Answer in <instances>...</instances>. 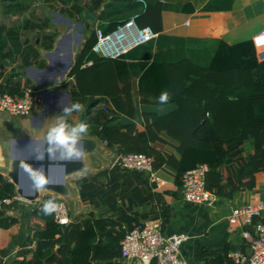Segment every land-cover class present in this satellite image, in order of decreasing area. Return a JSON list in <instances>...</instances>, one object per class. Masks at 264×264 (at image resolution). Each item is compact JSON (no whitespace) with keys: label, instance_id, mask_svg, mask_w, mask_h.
I'll return each mask as SVG.
<instances>
[{"label":"trees","instance_id":"16d2710c","mask_svg":"<svg viewBox=\"0 0 264 264\" xmlns=\"http://www.w3.org/2000/svg\"><path fill=\"white\" fill-rule=\"evenodd\" d=\"M29 1L2 0L6 16L23 14ZM235 0H212L206 8ZM67 7L71 20H93L99 24L82 49L69 73L76 81L71 104L79 101L90 111L84 121L92 134L120 155L145 154L151 158L156 177L173 184L182 194L185 173L207 166V190L215 197L230 199L237 193L254 190L257 176L264 174V62L257 58L252 41L229 46L223 41L204 42L174 37L162 31V13L182 6L147 0L143 7L136 0H45ZM52 5V4H49ZM53 7V5L51 6ZM181 9L190 13L191 5ZM135 14L141 28L152 27L158 37L132 49L119 60L97 55V31L113 33ZM46 22L25 21L23 31H45ZM89 30V24L84 25ZM17 28L0 25V77L8 62L20 59L25 68L38 64L39 52L29 39L22 41ZM56 35L45 34L43 46L52 50ZM90 64V65H89ZM42 67L43 64H42ZM0 91L22 97L20 88L0 85ZM170 101L160 105L162 92ZM109 99L115 109L103 101ZM140 105L173 106L164 114L142 113ZM76 113V112H74ZM253 148L245 155V145ZM106 177L105 182L99 181ZM81 197L95 209L106 207L112 216L92 214L76 223L58 225L54 213L45 215L42 205L31 212L34 233L30 252L16 254L14 264H124L121 242L141 220L129 213L132 207L156 205L145 220H161L163 230L171 221V209L164 194L155 193L148 172L128 171L119 166L80 182ZM167 194H171L168 193ZM17 195L16 187L0 174V200ZM176 196V194H171ZM57 201V200H55ZM127 201V202H126ZM59 202V201H57ZM129 207V208H128ZM131 208V209H130ZM22 227L0 210V264ZM221 264H236L226 252Z\"/></svg>","mask_w":264,"mask_h":264},{"label":"crops","instance_id":"0c3cea01","mask_svg":"<svg viewBox=\"0 0 264 264\" xmlns=\"http://www.w3.org/2000/svg\"><path fill=\"white\" fill-rule=\"evenodd\" d=\"M161 1L172 6L174 4L182 6L187 4L194 8V11L190 13L186 10L183 11L182 6L178 7L177 10L162 13V32L169 36L204 42L218 40L229 46H235L245 41L253 42L257 35L264 32V0H235L231 9L219 8L223 5L227 7V4L220 2L219 5L217 1L212 8H206L212 0ZM98 18L95 20V29L100 22ZM88 23L90 22L88 21ZM26 39H22V41L24 42ZM60 40L54 42L55 48L52 49L54 52H50L52 50H47L44 47L47 56L35 46L40 55L38 64L35 63L25 68L21 60L16 59L3 67L4 74L0 79L4 85L9 84L14 88H20L24 93L26 90H32L38 100L33 114L28 117H13L0 112V174L11 183L8 173L11 171L12 161L16 158H44L48 131L60 123L56 117L63 115L64 108L71 106V94L76 88V81L69 77L70 70L67 69L66 59H63L67 58L70 53L71 41L65 42L61 47ZM58 49H60V59L58 64L54 65L51 56H55V51ZM75 58L76 55H74V61ZM42 64L44 67L47 65V68L44 69ZM33 72H40L41 74L34 76L32 75ZM63 72H68L66 77H62ZM51 81H55L54 86H44ZM42 86L45 88L40 89ZM136 100L139 108L138 125L142 124V113L164 114L174 108L173 106L140 105L139 100ZM106 104L110 109H115L109 99L104 100L101 106ZM95 111V109L89 111L87 107H84L82 112L72 113L64 121L69 126L66 131H71V128L76 124L86 121L89 114ZM83 138L97 140L98 148L94 155L84 156L85 170L83 172L65 178V185L70 193L69 197L63 198L42 189L34 202L29 201L28 197L33 195L36 189L32 178L25 170L21 175L23 196L17 193L18 187L14 184L16 196L19 199L4 212L5 217L17 220L22 231L11 243L3 258V264H14L16 254H28L30 252L29 242L34 233L30 214L34 207L43 205L46 200L65 201L68 207L70 206L71 223L79 222L92 214L99 215L102 213L105 217L113 215L111 211L106 210V207L95 209L90 203L83 201L80 182L84 179L93 180L97 175L109 172L113 168L114 161L120 155L119 150L117 147H108L106 143L96 138L90 127L88 134ZM80 140L76 144L79 150L81 149ZM50 147L53 148V151L49 153L52 159L73 160L77 158L75 154L69 158L66 150L62 147L56 145H50ZM252 150L251 144L247 142L245 155H249ZM61 179V169H52L49 176L50 183H58ZM105 180L106 177L104 176L99 179L101 182H105ZM167 192L175 193L176 196L167 194ZM155 193L164 194V200L171 209V221L165 227L164 232L166 234L185 233L191 238L181 249V256L188 264H221L217 259L223 257L226 252L230 258L238 251L249 252V244L244 239L243 233L245 231L252 233V230L248 227L231 225L229 216L233 209L254 203H264V174L257 176V186L254 190L237 193L230 199L215 197L211 205L186 203L178 188L170 183L166 188L155 191ZM155 207V204L132 207L129 213L134 214L141 222H144L147 220L143 218L150 217ZM122 263L140 264L136 261ZM223 264L227 263L224 262Z\"/></svg>","mask_w":264,"mask_h":264},{"label":"built area","instance_id":"2783aa9c","mask_svg":"<svg viewBox=\"0 0 264 264\" xmlns=\"http://www.w3.org/2000/svg\"><path fill=\"white\" fill-rule=\"evenodd\" d=\"M143 7V12L148 7L147 0H136ZM140 14H135L129 21L117 27L110 34L97 31L98 41L93 51L102 58L119 60L132 49L145 44L158 37L152 27L141 28L138 25ZM257 58L264 62V32L253 41ZM90 65V64H89ZM3 82L0 79V85ZM37 97L32 90H26L22 97L12 96L0 91V112L13 117H28L34 112ZM119 166L128 171L148 172L151 174V184L154 191L166 188L169 183L156 177L153 163L145 154L119 155L113 167ZM207 166H198L188 171L182 180V197L189 204H212L215 196L207 190ZM18 197L0 200V210L12 207ZM54 212V221L61 226L71 223L70 210L65 201ZM66 220V223L62 221ZM229 223L234 226L247 228L253 226L255 232L245 231L243 237L248 241L249 252H235L231 257L236 264H264V203H254L242 208L233 209L229 216ZM185 233L166 234L161 220H147L130 230L121 242V261L140 264H188L181 256L182 247L190 240Z\"/></svg>","mask_w":264,"mask_h":264},{"label":"rangeland","instance_id":"374dc122","mask_svg":"<svg viewBox=\"0 0 264 264\" xmlns=\"http://www.w3.org/2000/svg\"><path fill=\"white\" fill-rule=\"evenodd\" d=\"M28 4H29V9L23 14L6 16L4 13L6 4H4L2 0H0V25L5 26L7 28H17V30L21 34L20 35L21 38L23 40L25 38L29 39L31 43L34 46H36L41 53L46 51L44 46L41 45L45 34H55L56 35L55 41H57L58 39H61L60 46L62 47V45L65 42L69 41L70 35L72 36L76 32H79V33L84 34V37L81 40L80 46L77 47V53H78L82 49L84 43L89 39L92 32L94 31L95 20L96 18H98V14H99V12L96 13L93 20H90L89 21L90 23H88V21L86 20L81 21L79 17L75 18L74 20H71L67 16L68 13L67 11H64V10H69L71 4L67 7V9L64 8L65 6L59 5L58 3H49L53 5V7H51L52 5H49L48 3H46L45 0H33V1H29ZM27 20H30L34 23L46 22L48 23V26L45 28V31L37 30V31L29 33L27 31H23L22 29V26ZM85 24H89L91 28L89 30L85 29L84 27ZM73 42H76V40L74 39ZM53 46H54L53 47V50H54L55 44ZM53 50L50 52H54ZM44 55H45V52H44ZM59 56H60V52H58V54H55V56L53 55V57L51 56V60L54 65L58 64L59 59H60ZM63 59H66V58H63ZM66 63H67V60H66ZM46 68H47V65L44 67V69ZM40 74H41L40 72L32 73V75L34 76H40Z\"/></svg>","mask_w":264,"mask_h":264},{"label":"water","instance_id":"95a60500","mask_svg":"<svg viewBox=\"0 0 264 264\" xmlns=\"http://www.w3.org/2000/svg\"><path fill=\"white\" fill-rule=\"evenodd\" d=\"M83 37L84 34L79 32H76L74 35L72 36L70 35L69 37V40L71 41V49L66 60H67V69H69L70 71L74 67L75 64L74 55L77 54V47L80 46ZM74 39L76 40V42H73ZM58 52H60V49L56 50L55 54H58ZM67 73L68 72L62 74V77H64ZM54 85H55V81H51L44 86L51 87ZM44 88L45 87L42 86L40 89H44ZM79 144H80L81 152L86 153L85 156L94 155L98 148V142L95 139L83 138L80 140ZM49 147L50 145L48 144V142H46L44 158H37V159L16 158L12 161L11 171L8 173V178L12 181L13 184H15L18 187L17 193L20 196L24 195L23 188L21 187V175L24 172V169L21 167L22 163L29 164L33 166L34 169H40L48 180L52 169L54 168L61 169L62 171L61 181L54 184L50 183L49 181V184L46 185L44 189L56 195H59L63 198L69 197L70 194L69 189L65 185V178L70 175L83 172L85 170L84 157L83 158L77 157L76 159L73 160L52 159L47 150ZM38 197H39V191H35L33 195L28 197V200L34 202ZM248 228L252 230V233L255 232L253 226H248Z\"/></svg>","mask_w":264,"mask_h":264},{"label":"clouds","instance_id":"9594fccd","mask_svg":"<svg viewBox=\"0 0 264 264\" xmlns=\"http://www.w3.org/2000/svg\"><path fill=\"white\" fill-rule=\"evenodd\" d=\"M170 98L171 97L169 92H162L158 97L159 104H168ZM83 110L84 106L79 101L72 103L70 107L66 106L63 110V115L56 117V119H58L60 123L55 127H51L46 137L49 145H56L65 149L69 158H71L74 154L78 158H83L86 155V153H83L79 149H77L76 144L78 140L82 139V137L88 134L89 125L86 122L81 121L74 127H72L71 131H66L69 126L64 122L65 119L72 113L82 112ZM47 150L49 153H51L53 151V148L49 147ZM21 167L32 178L36 191L44 189L46 185L49 184V180L46 178V176L40 169H34L33 166L26 163H22ZM61 207L62 205L59 204L57 201L49 199L43 203L41 211L45 215H52L54 212H57V210ZM66 222V220L62 221V223Z\"/></svg>","mask_w":264,"mask_h":264},{"label":"bare ground","instance_id":"6f19581e","mask_svg":"<svg viewBox=\"0 0 264 264\" xmlns=\"http://www.w3.org/2000/svg\"><path fill=\"white\" fill-rule=\"evenodd\" d=\"M74 41V40H73Z\"/></svg>","mask_w":264,"mask_h":264}]
</instances>
